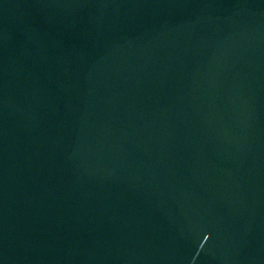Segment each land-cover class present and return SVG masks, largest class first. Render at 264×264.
Segmentation results:
<instances>
[{"label":"water","instance_id":"1","mask_svg":"<svg viewBox=\"0 0 264 264\" xmlns=\"http://www.w3.org/2000/svg\"><path fill=\"white\" fill-rule=\"evenodd\" d=\"M0 264H264V0H0Z\"/></svg>","mask_w":264,"mask_h":264}]
</instances>
